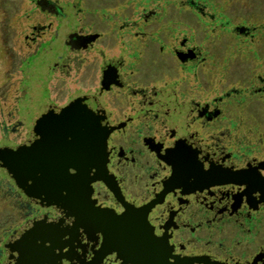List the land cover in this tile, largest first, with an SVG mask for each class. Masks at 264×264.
<instances>
[{
  "label": "flooded vegetation",
  "instance_id": "1",
  "mask_svg": "<svg viewBox=\"0 0 264 264\" xmlns=\"http://www.w3.org/2000/svg\"><path fill=\"white\" fill-rule=\"evenodd\" d=\"M263 1L13 3L21 60L0 94V149L77 98L94 100L110 129L107 180L90 185V200L117 230H79L65 264H264V33L248 22ZM43 56L44 98L28 111L21 64ZM0 199L10 220L1 264L13 230L57 213L5 170Z\"/></svg>",
  "mask_w": 264,
  "mask_h": 264
},
{
  "label": "water",
  "instance_id": "2",
  "mask_svg": "<svg viewBox=\"0 0 264 264\" xmlns=\"http://www.w3.org/2000/svg\"><path fill=\"white\" fill-rule=\"evenodd\" d=\"M109 130L100 106L77 98L49 109L28 140L1 150L2 168L15 187L31 203L57 213L54 219L36 216L13 230L2 244L1 264H65L62 251L79 230H117L90 200V185L107 180Z\"/></svg>",
  "mask_w": 264,
  "mask_h": 264
},
{
  "label": "rangeland",
  "instance_id": "3",
  "mask_svg": "<svg viewBox=\"0 0 264 264\" xmlns=\"http://www.w3.org/2000/svg\"><path fill=\"white\" fill-rule=\"evenodd\" d=\"M15 1L16 0H0V94L4 92L5 96H8L14 89L13 79L17 76L16 74H18L14 72V70L21 60L20 25L17 19L20 9L17 8V5H13ZM260 10L259 15L255 14L249 16L248 22H252L258 25V27H261L264 33V1ZM43 57L36 58L33 62L31 60H26L21 64V68L28 67L30 71L26 76V84L30 86L31 89L28 111L37 109L44 98L45 91L42 79H44L43 77L45 74L42 71L41 64L42 59H45L47 56ZM31 65L33 66L31 67ZM20 111L24 114L22 109ZM5 144L7 143L0 139V148ZM3 174L4 169L2 168L0 149V176ZM8 214V207L5 201L0 199V233L6 224L10 223L9 219L7 221Z\"/></svg>",
  "mask_w": 264,
  "mask_h": 264
}]
</instances>
